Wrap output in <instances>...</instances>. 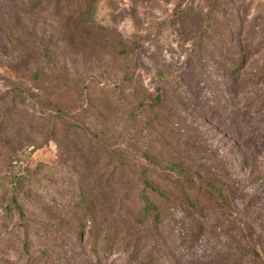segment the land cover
<instances>
[{
    "label": "rangeland",
    "instance_id": "374dc122",
    "mask_svg": "<svg viewBox=\"0 0 264 264\" xmlns=\"http://www.w3.org/2000/svg\"><path fill=\"white\" fill-rule=\"evenodd\" d=\"M263 66L264 0H0V264H264Z\"/></svg>",
    "mask_w": 264,
    "mask_h": 264
},
{
    "label": "trees",
    "instance_id": "16d2710c",
    "mask_svg": "<svg viewBox=\"0 0 264 264\" xmlns=\"http://www.w3.org/2000/svg\"><path fill=\"white\" fill-rule=\"evenodd\" d=\"M83 9L82 6H80ZM206 31L204 35L200 38V41L205 36H208L213 28L214 21L213 15L208 16L207 21L205 23ZM199 43V42H198ZM138 45V43H136ZM199 44H196L192 49V52L195 50H199L201 47H198ZM135 46H130L127 49V54L130 52H135ZM138 48V47H137ZM44 55L47 59L51 60V56L53 54L52 47L45 43L43 44ZM242 67V62L239 63L237 69L239 70ZM260 76H264V66L262 70L259 72ZM165 102V93H158L150 102V106L152 109H157L162 107L163 103ZM3 118L0 117V124H2ZM147 159L149 164L144 166L142 169L137 170L135 169L134 172L137 173L140 182L143 184V189L139 192L138 197L139 200L142 202V216L145 221H149L155 228H158L164 221L163 214L159 211L157 205L152 201V199L147 194V191H150L155 196L160 198L161 200L170 203L173 206H176L177 199L168 190L163 189L159 185L160 180H169L170 184L179 185L182 187L183 190H192L196 189V183L194 179L193 172L189 169L188 166L184 162H163L160 159L152 156L150 153H146ZM199 192H202L204 195H209L211 197H220L221 201H226V194L225 190L222 186H205L202 188L199 186L197 188ZM207 193V194H206ZM219 199V198H218ZM191 201L190 198H188ZM193 204V202L191 201ZM13 211L19 213L20 218H26V212L21 205V203L15 198Z\"/></svg>",
    "mask_w": 264,
    "mask_h": 264
}]
</instances>
